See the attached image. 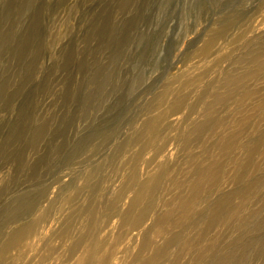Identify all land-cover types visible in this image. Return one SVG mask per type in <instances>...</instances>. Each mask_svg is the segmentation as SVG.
Segmentation results:
<instances>
[{"label":"rangeland","instance_id":"rangeland-1","mask_svg":"<svg viewBox=\"0 0 264 264\" xmlns=\"http://www.w3.org/2000/svg\"><path fill=\"white\" fill-rule=\"evenodd\" d=\"M0 264H264V0H0Z\"/></svg>","mask_w":264,"mask_h":264}]
</instances>
